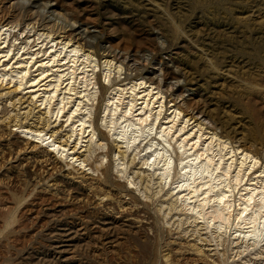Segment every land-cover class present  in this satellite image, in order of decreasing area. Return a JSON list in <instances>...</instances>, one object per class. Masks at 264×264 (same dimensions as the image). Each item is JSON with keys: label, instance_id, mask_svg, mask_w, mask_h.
<instances>
[{"label": "rangeland", "instance_id": "rangeland-1", "mask_svg": "<svg viewBox=\"0 0 264 264\" xmlns=\"http://www.w3.org/2000/svg\"><path fill=\"white\" fill-rule=\"evenodd\" d=\"M0 14L9 26L0 45V264H264V240L245 241L234 231L237 189L223 229L216 206L200 217L197 198L172 193L180 171L177 141L196 122L227 133L232 146L243 144L264 167V0H0ZM68 30L97 66L81 58L86 78L71 83L72 90L65 80L48 102L46 93L69 71L66 51L49 40ZM55 53L65 60L48 65L47 55ZM110 57L122 68L108 76L103 61ZM137 73L154 85L134 84ZM145 91L157 94L152 114L163 107L147 137L141 125L128 141L130 133H117L123 120L135 118L119 115L128 102L138 108ZM66 105L78 107L72 117ZM175 106L181 109L175 126L187 121L174 139L166 137L168 147L156 132L172 124ZM78 120L83 135L73 131ZM19 128L52 136L65 147L63 156L27 140ZM155 137L174 164L166 182L161 164H144ZM205 145L217 157L229 151Z\"/></svg>", "mask_w": 264, "mask_h": 264}, {"label": "bare ground", "instance_id": "bare-ground-1", "mask_svg": "<svg viewBox=\"0 0 264 264\" xmlns=\"http://www.w3.org/2000/svg\"><path fill=\"white\" fill-rule=\"evenodd\" d=\"M5 15V14H4ZM3 15V16H4ZM7 15V14H6ZM0 14V45L2 43L5 44L4 41H1V35L3 33L8 32L9 26L8 28L5 27L7 26V22L5 20V17H3ZM11 17V16H10ZM5 27V28H4ZM2 32V33H1ZM9 34V33H8ZM22 34V33H21ZM44 35V33H42V36ZM46 38L51 36V34L45 33ZM4 37V36H3ZM25 38V37H24ZM4 39V38H3ZM80 39V38H79ZM79 39H76V37L72 36L71 31H61L58 34H56V37L52 36L49 40V42L53 43L50 47H53V45L55 47H59V45L61 46L60 51L63 52L66 51V60L65 57L63 58H56V55L59 54H48L47 56H49V58L47 57V61L46 63H48V65L51 63L50 61H62L63 59L66 62V67H64V69L66 68L67 70L69 69L68 72H66V79H62V81H59V83L54 84L53 88L51 89V91H48L49 87L46 89H48V94L46 93V95L44 96V99L47 100L48 102H50L51 100H53V98L55 97V93L57 91V88L63 84L66 80V90H72V88H68V86L71 83H75L77 81L78 84L82 83V80L86 78V76L84 75L85 71H81L83 68L80 67V65L82 64H77L79 62V60L81 58H86L84 60H90V62H92V68L96 67L97 64L95 63L94 59H92V57L90 56L89 53H86L85 50H83L84 47H82V45H80V41ZM27 40V39H26ZM47 44V43H46ZM3 45V44H2ZM7 45V44H6ZM40 45V44H39ZM38 46V45H37ZM1 47V46H0ZM5 47V45L3 46V48ZM22 48V47H21ZM31 49V48H30ZM51 49V48H50ZM9 50V49H8ZM54 50V49H53ZM10 51V50H9ZM49 51V50H48ZM47 51V52H48ZM51 51V50H50ZM49 51V52H50ZM58 51V50H57ZM59 52V51H58ZM44 53V52H43ZM7 54V53H5ZM19 54V53H18ZM47 54V53H46ZM4 55V54H3ZM36 55V54H35ZM44 55V54H43ZM38 56V55H37ZM61 56V55H60ZM63 56V55H62ZM34 57V56H33ZM6 58V57H4ZM46 58V57H44ZM115 57H110V58H106L103 62L105 63L103 66V70L106 73V75L110 76L111 72L114 70V67L116 66V69L119 70L122 68V65L118 62V60L114 61ZM27 60H29L27 58ZM32 60V59H31ZM101 60V59H100ZM30 61V60H29ZM43 61V60H42ZM83 61V60H82ZM32 62V61H31ZM64 62V61H63ZM26 63V62H25ZM38 63V61H37ZM41 63V62H40ZM38 63V64H40ZM57 63V62H56ZM55 63V65H57ZM59 63V62H58ZM89 63V62H87ZM22 64V63H21ZM29 63H27L28 66ZM61 64V62H60ZM59 66L63 65L65 66V64H62ZM83 64H86L85 62ZM90 64V63H89ZM88 64V65H89ZM45 65V64H44ZM53 65V64H52ZM21 66V65H20ZM24 66V65H23ZM47 66V65H46ZM45 67V66H44ZM52 67V66H51ZM89 67V66H88ZM19 68V67H17ZM16 68V69H17ZM38 68V67H37ZM40 68V67H39ZM43 68V65L42 67ZM49 68V67H48ZM59 68V67H58ZM6 69V68H5ZM15 69V68H14ZM21 69V68H20ZM30 69V68H29ZM45 69V68H44ZM52 69V68H51ZM49 69V70H51ZM61 69V68H60ZM86 69V68H85ZM18 70V69H17ZM40 70V69H39ZM80 70V71H79ZM102 70V71H103ZM8 71V70H7ZM15 71V70H14ZM21 72H19L20 78L23 79L26 71L24 70H20ZM54 71V70H52ZM57 71V70H56ZM66 71V70H65ZM4 72V71H2ZM18 72V71H17ZM44 72V71H43ZM59 72V71H58ZM61 72V71H60ZM10 73V72H8ZM12 73V72H11ZM47 73V72H46ZM49 73V72H48ZM39 74V72H38ZM58 74V73H56ZM118 74V73H117ZM5 75V74H4ZM7 75V74H6ZM13 75V74H12ZM19 75V74H18ZM17 75V77H18ZM27 75V73H26ZM45 75V74H44ZM88 75V74H87ZM15 76V74H14ZM63 76V74L59 73V78L61 80V77ZM7 77V76H6ZM5 77V78H6ZM26 77V76H25ZM39 77H43V75L39 76ZM105 77V76H104ZM2 78V77H1ZM0 78V79H1ZM4 78V79H5ZM19 78V77H18ZM65 78V77H64ZM89 78V77H88ZM108 78V77H107ZM144 78L145 81H144ZM7 79V78H6ZM20 79V80H21ZM33 79V78H32ZM40 79V78H38ZM58 79H56V81H58ZM135 82L134 84L136 85H141L143 83L148 82V86H152L154 85V81L152 78L150 77H144V75L142 73H137V75L135 77H133ZM9 80V79H7ZM13 80L14 79H10ZM18 80V79H17ZM35 80V78H34ZM33 80V81H34ZM51 80V79H50ZM132 80V79H130ZM37 81V78H36ZM4 82V80H3ZM11 82V81H10ZM20 82V81H19ZM44 82V81H43ZM42 82V83H43ZM50 82V81H49ZM84 82V81H83ZM88 82V81H86ZM9 83V82H8ZM32 83V82H31ZM132 83V82H130ZM20 85V83H18ZM45 84H46V80H45ZM44 84V85H45ZM52 84V83H51ZM88 84V83H87ZM22 85V84H21ZM31 85V84H30ZM42 85V84H41ZM64 85V84H63ZM75 85V84H74ZM82 85V84H81ZM84 85V84H83ZM86 85V84H85ZM146 85V84H144ZM156 86L154 88H160V86L158 84H155ZM38 86V85H37ZM52 87V85H50ZM76 86V85H75ZM101 89L103 88L104 90V86L101 84ZM142 86V85H141ZM17 87H19L17 85ZM21 87V86H20ZM35 87V86H34ZM44 87V86H43ZM73 87V86H72ZM79 87V85H78ZM134 87V86H133ZM137 87V86H136ZM135 87V88H136ZM144 87V86H143ZM16 88V87H15ZM30 88V87H29ZM74 88V87H73ZM118 89V87H116ZM134 88V89H135ZM18 89V88H17ZM37 89V88H36ZM44 89V88H42ZM44 89V90H46ZM77 89V88H76ZM131 89V88H130ZM148 89V88H147ZM146 89V90H147ZM16 90V89H15ZM33 91V89H31ZM35 90V89H34ZM38 90V89H37ZM53 90V91H52ZM87 90V89H86ZM85 90V91H86ZM133 90V89H132ZM155 90V89H154ZM158 90V89H157ZM31 91V92H32ZM61 91H63L61 89ZM74 91V90H73ZM72 91V92H73ZM76 91V90H75ZM116 91V90H115ZM136 91V89H135ZM153 91V90H152ZM71 92V94H72ZM84 92V90H83ZM113 92V91H112ZM146 92V91H145ZM144 92V93H145ZM154 92V91H153ZM157 92V91H156ZM36 93V92H35ZM38 93H40L38 91ZM75 93L82 94V90H78ZM160 93V91H159ZM158 93V94H159ZM67 94V92H66ZM76 94V95H77ZM86 94V93H85ZM114 94V93H113ZM133 94V93H132ZM162 94V93H161ZM59 95V94H58ZM68 95V94H67ZM122 95V94H120ZM160 95V94H159ZM61 96V95H60ZM69 96V95H68ZM73 96V95H72ZM87 96V95H86ZM34 97V96H33ZM43 97V95H42ZM63 97V96H62ZM71 97V95L69 96ZM71 100V98H69ZM75 97V94H74ZM77 97H81L80 95ZM135 98L137 97V95L134 96ZM142 101L139 102L140 106L138 108H136L135 110H133L132 108L135 106L133 102H128V105L125 106L124 110H121V114L119 115V118H125L127 117V114H131L134 118V120H130V119H125L123 120V123L125 122V124H122L120 127L122 128V130H118L119 132L117 134L121 135L122 137H125L127 134L130 133V135L128 137H126L128 139V141H132L135 140L137 137V134H135L141 125H144V132L147 133L146 137L149 135L150 131L153 129V124L157 121V117L159 116V109L163 106H161L156 112L152 114L153 108H149L150 104L153 103L154 98L157 99V94L155 95V93H151L149 91L146 92L145 95L142 96ZM160 97V96H159ZM162 97V96H161ZM57 98V97H56ZM64 98V97H63ZM62 98V99H63ZM66 98V97H65ZM76 98V97H75ZM82 98V97H81ZM110 98V97H109ZM112 98V97H111ZM117 98V97H115ZM139 98V97H138ZM163 98V97H162ZM42 99V100H44ZM59 99V98H58ZM57 99V100H58ZM118 99V98H117ZM56 100V99H55ZM61 100V99H60ZM163 100V99H162ZM77 101V100H76ZM112 101V100H111ZM123 101V100H122ZM125 101V100H124ZM133 101V99H132ZM136 101V100H135ZM161 101V100H160ZM39 102V100H38ZM53 102V101H52ZM137 102V101H136ZM137 102V104H138ZM157 102V101H155ZM154 102V103H155ZM43 103L45 104L46 102L43 101ZM42 103V104H43ZM55 103V102H54ZM60 103V102H59ZM64 103V102H63ZM71 103V102H70ZM160 103V102H158ZM49 104V103H47ZM46 104V105H47ZM62 104V103H61ZM125 104V103H124ZM68 105V104H67ZM66 105V106H67ZM70 105V104H69ZM80 105V103L78 104ZM106 105V104H105ZM118 105V104H117ZM115 106V108L113 109L114 111H116L118 109V106ZM123 105V104H122ZM160 105V104H159ZM73 106V105H72ZM153 106V105H152ZM55 107V106H53ZM52 107V108H53ZM68 107V106H67ZM80 107V106H79ZM83 107V106H82ZM145 107H147V109L143 112V114L139 113H133V111H138V110H143L145 109ZM62 108H64V106L62 105L58 111L60 112V110H62ZM69 108V107H68ZM67 108V110H68ZM74 108V106H73ZM78 108V107H77ZM70 109L68 113H66V115H69V117H72V114L75 112L76 113V109ZM112 108V107H111ZM48 109V108H47ZM82 109V108H81ZM108 109V108H107ZM55 110V109H54ZM79 110V109H78ZM174 111V118L171 120V125H161V129L159 132H156L158 134V136L161 138V140H163L165 142L166 146H170L171 142L169 141L170 139H174V137H176L180 131H182L183 128H185V123L187 120H183L181 121V123L183 124H179V126H175V123L177 122V118H179V115L181 113V109L179 106H175L174 109H171ZM57 111V112H58ZM105 111V109H104ZM49 112V111H48ZM52 112V110L50 111ZM111 112H113L111 110ZM56 113V112H54ZM74 113V114H75ZM82 113V112H81ZM80 113V114H81ZM104 113V112H103ZM57 114V113H56ZM111 114V113H110ZM54 115V114H53ZM60 115V114H59ZM108 115V114H107ZM139 115V116H138ZM153 115V116H152ZM161 116V115H160ZM184 116V114L182 115ZM54 117V116H53ZM150 117H153L150 119ZM187 117V114L184 116ZM192 117V116H190ZM189 117V118H190ZM67 118V117H66ZM76 118V117H74ZM112 118V116H111ZM133 118V119H134ZM164 118V117H163ZM172 117L168 118L171 119ZM77 119V118H76ZM188 119V118H187ZM149 120V121H148ZM156 120V121H155ZM190 120V119H189ZM74 121V120H73ZM80 121V120H78ZM77 121V122H78ZM134 121V122H133ZM166 121V120H164ZM168 122V121H167ZM163 123V122H162ZM165 123V122H164ZM189 124V123H188ZM84 123L83 122H79L77 124H73L72 126H74V130L73 131H77L78 134L82 133L83 135V126ZM159 125V124H158ZM86 126V125H85ZM204 125L201 124L200 122H196L195 124H193L192 127H195L196 130L191 129V132H186L185 134H181L180 138L178 139L177 143H178V148L180 149V156L178 157V163L177 167L179 165L180 167V171L178 172L179 174H177L176 177L179 178V180H177L175 182V184L171 185L173 191H176V193H180V192H186L185 196H187V199H191L193 201L192 198H197V205H195V210H197V215L200 217L204 216V209L208 206V207H214L215 206L217 208H215V216L219 219H221V224H219V228L223 229L227 228L231 222V211H232V207H233V201H232V196L235 194L234 190L237 189V191L239 192V198L237 200V207H239L237 209V212L235 214L234 217V223H235V229L234 231L237 233L238 237H241L242 239H248V240H252V242H258V240L261 238L264 240V167L260 170L259 167H257L259 159L256 156V154L252 153L251 151H249L247 148L243 147L241 145H235L232 146L231 145V140H228L227 137V133L226 134H222V133H217L216 131H214V128H207V127H203ZM133 127V129H132ZM187 127V126H186ZM218 127V126H217ZM120 128V129H121ZM188 128V127H187ZM186 128V129H187ZM88 129V128H86ZM85 129V130H86ZM20 132L23 133V136L27 139L30 140L31 142H34L38 145H41L42 148L43 146L49 147V150L51 152L56 151L61 157L64 154L65 151V147H63L62 145L56 143L48 134L42 132V131H36V130H32V129H28V128H19ZM116 130V129H114ZM117 131V130H116ZM115 131V132H116ZM156 131V130H155ZM114 132V133H115ZM142 132V131H141ZM152 132V131H151ZM139 133V132H138ZM81 135V136H82ZM229 135V134H228ZM78 136V135H77ZM101 136V135H100ZM167 136H170V139H166ZM204 136V138H203ZM117 138H119L118 136H116ZM157 137V135H156ZM156 140H158L157 142L153 143L151 142L149 147H155V145L157 147H155L152 150V153L149 154L150 156L148 157V161H144V164L146 163L147 166L151 167L154 165H158L161 164V166L159 168H157L158 172H160L161 178L166 181H168V179L170 178V174L172 169L174 168V164H173V160L171 157V153L168 154V148H166V146L164 144H162L160 142V140L158 138H156ZM203 138V139H202ZM150 139V138H149ZM120 140V139H119ZM208 140V141H207ZM122 141V140H121ZM152 141V140H151ZM207 141V142H206ZM147 142V141H144ZM163 142V143H164ZM216 143V145L218 144L220 146V150L222 149H229V151H227L225 154H221L217 149V151L219 152V157H217L216 154H214L215 152H209V148H205V143L208 144H212V143ZM29 143V142H28ZM127 143V142H126ZM133 143V142H132ZM141 143V142H140ZM174 143V142H173ZM176 143V145H177ZM35 144V146H36ZM129 145V143H128ZM162 145V147H161ZM173 145V144H172ZM148 147V148H149ZM160 147V148H159ZM218 148V146H216ZM173 148L174 145H173ZM48 149V148H47ZM178 149V150H179ZM250 149V148H249ZM146 150V149H145ZM174 150V149H173ZM149 151V150H147ZM55 152V153H56ZM175 152V151H174ZM222 152V151H221ZM54 153V154H55ZM223 153V152H222ZM230 156L227 158H225L226 154H229ZM239 155V157H236V155ZM69 155V154H68ZM235 156V158H234ZM174 157V156H173ZM176 157V154H175ZM75 157H71V159H73ZM69 159V158H68ZM177 159V158H176ZM76 160V159H74ZM73 160V161H74ZM150 161V162H149ZM177 162V160H176ZM262 163V162H261ZM53 164V163H52ZM145 164V165H146ZM67 165V164H66ZM262 165V164H261ZM177 169V168H176ZM174 169V170H176ZM151 170V169H150ZM71 172V171H70ZM155 172L154 173H158ZM173 173V172H172ZM253 174H256L254 176H252ZM160 178V176H159ZM177 178V179H178ZM247 178V179H246ZM172 179V178H170ZM176 179V178H174ZM246 179V181L248 182H244ZM162 181V180H161ZM173 181V180H172ZM170 182V181H169ZM244 182V183H243ZM171 183V182H170ZM218 189V190H217ZM221 189V190H220ZM237 193V192H236ZM177 196V195H176ZM181 196H184L181 194ZM179 195V197H181ZM178 198V196H177ZM232 198V199H231ZM235 198V196H234ZM182 199H184L182 197ZM181 200V199H179ZM187 201V200H186ZM185 201V202H186ZM190 201V200H188ZM190 203V202H188ZM192 204V203H191ZM196 204V203H195ZM186 206V205H185ZM189 206V205H188ZM210 207V208H211ZM236 208V207H235ZM234 209V208H233ZM207 210V209H206ZM205 210V211H206ZM212 210V209H211ZM208 211V210H207ZM194 212V211H193ZM196 212V211H195ZM233 212V211H232ZM206 213V212H205ZM211 213V212H210ZM196 215V216H197ZM199 218V217H198ZM205 218V216H204ZM211 218V217H210ZM209 218V219H210ZM216 218V219H217ZM212 220L214 219V216L211 218ZM214 219V220H216ZM206 220V219H205ZM208 221V220H207ZM219 221V220H218ZM233 223V224H234ZM214 224V223H213ZM232 225V224H231ZM216 228V227H215ZM218 228V229H219ZM220 229V230H221ZM235 235V234H234ZM241 239V240H242ZM262 240V241H263ZM246 241V240H245ZM251 242V241H248ZM193 251V250H192ZM199 260V259H198ZM201 261V260H200ZM196 263V262H195Z\"/></svg>", "mask_w": 264, "mask_h": 264}]
</instances>
